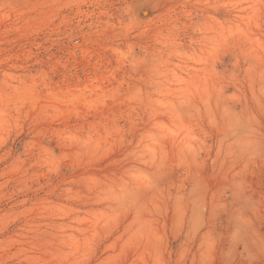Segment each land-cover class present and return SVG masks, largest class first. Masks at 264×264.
<instances>
[{
	"label": "rangeland",
	"instance_id": "rangeland-1",
	"mask_svg": "<svg viewBox=\"0 0 264 264\" xmlns=\"http://www.w3.org/2000/svg\"><path fill=\"white\" fill-rule=\"evenodd\" d=\"M0 264H264V0H0Z\"/></svg>",
	"mask_w": 264,
	"mask_h": 264
}]
</instances>
